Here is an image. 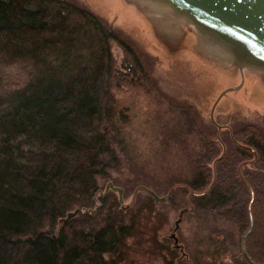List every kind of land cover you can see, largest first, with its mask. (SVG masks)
<instances>
[{
  "label": "trees",
  "instance_id": "obj_1",
  "mask_svg": "<svg viewBox=\"0 0 264 264\" xmlns=\"http://www.w3.org/2000/svg\"><path fill=\"white\" fill-rule=\"evenodd\" d=\"M112 44L125 54L123 78ZM2 63H26L33 72L22 87L0 96V264H119L113 257L128 243L159 246L150 196L142 206L138 194L124 210L109 192L90 211L101 179L131 192L147 184L111 176L121 171L125 156L129 160L112 85L131 77L130 84L154 88L134 47L73 0H0ZM185 110L180 114L189 117L184 124L202 154L188 174L169 178L157 192L171 204L189 203L193 213L231 224L241 235L251 214L246 253L264 264V132L242 125L230 132L224 151L216 133ZM75 209L81 213L57 231ZM45 230L49 237L37 236ZM235 262L246 264L240 257Z\"/></svg>",
  "mask_w": 264,
  "mask_h": 264
},
{
  "label": "rangeland",
  "instance_id": "obj_2",
  "mask_svg": "<svg viewBox=\"0 0 264 264\" xmlns=\"http://www.w3.org/2000/svg\"><path fill=\"white\" fill-rule=\"evenodd\" d=\"M73 1L100 17L134 47L154 85L153 88L142 81L130 84L131 77L112 85L116 111L122 112L121 135L129 158L127 163L125 156L121 171L111 173L112 178L123 183L143 178L147 184L136 188L142 186L167 198L157 192L159 187L166 186L165 182L175 175L188 174L192 161L202 154L194 133L184 124L189 117L180 114L185 109L194 113L204 130L216 133L224 151L231 146L230 132L242 125L254 124L264 132V68L245 60L238 65L237 59L234 63L215 59L190 24L162 22L163 17L144 0ZM112 55L120 77L127 74L122 67L125 54L115 44ZM32 72L26 63L0 64V96L22 87ZM109 183L122 189L123 208H132L138 194L140 205L145 206L146 193L138 192L133 199L136 188L131 192L124 185L115 186L101 179L91 212L99 205L97 198L111 192L103 196ZM111 193L118 200V195ZM156 206L158 216L153 222L157 229L153 237L159 246L136 240L138 243H128L113 261L236 264L243 237L237 228L211 216L186 213L175 232L179 247L175 249L171 237L174 223L179 212L192 205L180 207L166 200ZM169 251H173V257Z\"/></svg>",
  "mask_w": 264,
  "mask_h": 264
},
{
  "label": "water",
  "instance_id": "obj_3",
  "mask_svg": "<svg viewBox=\"0 0 264 264\" xmlns=\"http://www.w3.org/2000/svg\"><path fill=\"white\" fill-rule=\"evenodd\" d=\"M169 6L176 11L185 13L195 23L208 28L211 32L217 34L221 39L232 42H238L244 46L237 56L238 65L241 61L253 60L255 66L264 68V0H164ZM118 195V203L123 204L122 189L115 188L111 183L105 188V196L108 191ZM144 192L153 198L154 202L165 203L166 197H158L151 190L139 186L135 190L136 193ZM127 207L123 208L124 210ZM193 207L182 209L179 212L178 219L174 223V231L171 235L174 238L176 230L182 221L184 214L192 213ZM81 211L75 209L73 212L66 214L64 219L58 222V230L62 224L80 214ZM249 228L243 234L241 240V259L246 264H256L250 260L246 253V240L253 228V219L249 214ZM37 236L49 237V232H40ZM174 248H179L177 239L174 238Z\"/></svg>",
  "mask_w": 264,
  "mask_h": 264
},
{
  "label": "bare ground",
  "instance_id": "obj_4",
  "mask_svg": "<svg viewBox=\"0 0 264 264\" xmlns=\"http://www.w3.org/2000/svg\"><path fill=\"white\" fill-rule=\"evenodd\" d=\"M144 2L158 11L157 13H159L163 17V19L160 18L162 22L169 20L190 24L198 33L199 39L202 42L204 48L209 51L215 59L221 62L234 63V61L237 59L239 51L244 48L243 45L238 44V42L234 40H232V42L225 41L221 39L217 34L211 32L208 28L199 24H195L189 18V16L180 11H176L164 0H144ZM249 61L253 62L254 64L256 63L253 60ZM174 238H176L175 235Z\"/></svg>",
  "mask_w": 264,
  "mask_h": 264
}]
</instances>
